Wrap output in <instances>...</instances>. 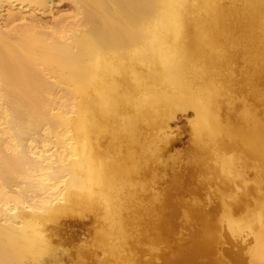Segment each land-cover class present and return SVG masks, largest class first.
I'll list each match as a JSON object with an SVG mask.
<instances>
[{"label":"bare ground","instance_id":"obj_1","mask_svg":"<svg viewBox=\"0 0 264 264\" xmlns=\"http://www.w3.org/2000/svg\"><path fill=\"white\" fill-rule=\"evenodd\" d=\"M69 1L0 0V264H264V0Z\"/></svg>","mask_w":264,"mask_h":264},{"label":"rangeland","instance_id":"obj_2","mask_svg":"<svg viewBox=\"0 0 264 264\" xmlns=\"http://www.w3.org/2000/svg\"><path fill=\"white\" fill-rule=\"evenodd\" d=\"M55 7L52 13L49 12H38L36 16V20L40 22H50L54 18L64 15L67 16L72 13V3L69 0H55ZM58 2V3H57ZM192 116L186 114L185 112H178L175 117L172 119V126L175 130L172 138L175 141V145L169 150L165 157V162H170L173 166L176 167L177 170H181L182 173H188L184 164L188 162V154L191 144V132H190V120ZM168 175V174H167ZM197 182H203L202 176H193V181L189 184L192 187H198ZM161 183V184H160ZM158 184V188L165 189L168 188V182H160ZM218 187V184H206L204 187L200 188L197 192H189L187 188H184L185 191L179 192L177 196H182L184 199H194L196 198H210V202L214 201L215 190ZM203 197V198H202ZM206 204H208L205 201ZM176 220L178 221L177 225V236H181L185 234L188 229L187 227L182 226L183 223V214L178 213ZM96 221H93L91 217L83 218V223L79 226H72L68 233L62 234V249L72 250L74 247L79 246L84 243V240L92 239L93 236V227L96 225ZM188 234V233H187ZM186 234V236H187ZM73 240V243L71 241ZM89 244V243H88ZM225 247H228V243L223 244ZM147 246V244H146ZM162 250H166L167 247L160 245ZM150 255L148 252H145L144 258H149ZM66 264H74V262H67Z\"/></svg>","mask_w":264,"mask_h":264}]
</instances>
